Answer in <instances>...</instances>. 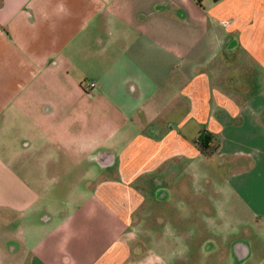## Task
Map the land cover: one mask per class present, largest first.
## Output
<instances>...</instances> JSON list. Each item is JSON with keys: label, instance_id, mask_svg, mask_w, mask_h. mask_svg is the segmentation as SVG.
Instances as JSON below:
<instances>
[{"label": "crops", "instance_id": "0c3cea01", "mask_svg": "<svg viewBox=\"0 0 264 264\" xmlns=\"http://www.w3.org/2000/svg\"><path fill=\"white\" fill-rule=\"evenodd\" d=\"M222 155L250 158L229 183L264 219V0H0V264H172L196 231L155 252L141 206Z\"/></svg>", "mask_w": 264, "mask_h": 264}, {"label": "rangeland", "instance_id": "374dc122", "mask_svg": "<svg viewBox=\"0 0 264 264\" xmlns=\"http://www.w3.org/2000/svg\"><path fill=\"white\" fill-rule=\"evenodd\" d=\"M247 73L248 70H243L238 75L239 83H245L244 75ZM251 163L250 158L248 160L243 156L222 155L203 158L195 167L184 166L177 170L166 188L158 193L162 195L168 188L170 197L166 200L151 197L139 212V215L147 218L155 252L169 253L174 229L180 227L184 234L195 230L197 239L186 237L190 244H187L184 251L170 257L172 264H264V234L257 232L259 227L264 226V219L252 212L251 206L237 196L229 183L231 174L247 168ZM88 164V161L76 166L69 163L65 170L59 171L64 172L62 181L58 180L57 184V191L62 197H70L72 191L80 190L90 181L85 179ZM93 170L98 173V169ZM219 210L220 215L214 216L219 214ZM214 223L224 229L219 235L204 230ZM162 236H165V241L155 245L156 240H161ZM208 237L216 241V249L207 250L204 239ZM240 238L251 243L253 253L238 263L232 256L229 243ZM179 246L183 247L180 243Z\"/></svg>", "mask_w": 264, "mask_h": 264}, {"label": "trees", "instance_id": "16d2710c", "mask_svg": "<svg viewBox=\"0 0 264 264\" xmlns=\"http://www.w3.org/2000/svg\"><path fill=\"white\" fill-rule=\"evenodd\" d=\"M213 140V137L211 134H205L198 140V147L201 150V152L207 156L211 155L213 153V150L211 149V141Z\"/></svg>", "mask_w": 264, "mask_h": 264}, {"label": "water", "instance_id": "95a60500", "mask_svg": "<svg viewBox=\"0 0 264 264\" xmlns=\"http://www.w3.org/2000/svg\"><path fill=\"white\" fill-rule=\"evenodd\" d=\"M103 156V153H97V154H94V155H92L91 157H90V159L92 160V161H100V158Z\"/></svg>", "mask_w": 264, "mask_h": 264}, {"label": "built area", "instance_id": "2783aa9c", "mask_svg": "<svg viewBox=\"0 0 264 264\" xmlns=\"http://www.w3.org/2000/svg\"><path fill=\"white\" fill-rule=\"evenodd\" d=\"M94 86H95L94 82L90 83V85H89L90 88H93Z\"/></svg>", "mask_w": 264, "mask_h": 264}]
</instances>
